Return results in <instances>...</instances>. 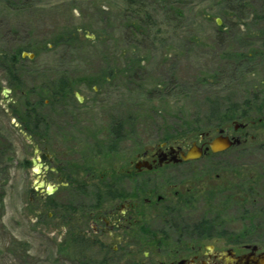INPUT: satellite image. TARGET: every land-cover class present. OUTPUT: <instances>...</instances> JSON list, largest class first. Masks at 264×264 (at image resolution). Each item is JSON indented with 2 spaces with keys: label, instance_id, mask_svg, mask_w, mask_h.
I'll list each match as a JSON object with an SVG mask.
<instances>
[{
  "label": "rangeland",
  "instance_id": "1",
  "mask_svg": "<svg viewBox=\"0 0 264 264\" xmlns=\"http://www.w3.org/2000/svg\"><path fill=\"white\" fill-rule=\"evenodd\" d=\"M16 52L15 65L2 58ZM61 79L71 94L55 100L47 87ZM261 96L264 0H138L135 9L126 0H0V264H103L97 248L81 257L66 246L65 227L48 217L55 210L44 201L74 198L72 185L50 174L46 183L59 189L32 200L44 192L32 190L37 146L57 162L76 160L73 137L96 130L100 143L85 152L119 168L162 141L190 145L203 129L213 131V103L223 109ZM29 104L43 119L34 133L20 119ZM248 132L239 155L231 150L217 159L246 169L264 163V122ZM109 133L118 137L112 153L103 145ZM204 206L197 221L216 216ZM248 222L246 228L259 223ZM144 258L141 252L136 259Z\"/></svg>",
  "mask_w": 264,
  "mask_h": 264
},
{
  "label": "flooded vegetation",
  "instance_id": "2",
  "mask_svg": "<svg viewBox=\"0 0 264 264\" xmlns=\"http://www.w3.org/2000/svg\"><path fill=\"white\" fill-rule=\"evenodd\" d=\"M256 113L243 108L229 123L201 132L190 145L184 140L162 141L137 152L119 168L116 161H97L95 150L85 152L86 147L100 143L103 133L96 130L73 137L79 141L76 160L57 162L55 153L37 146L32 190L44 192L32 200L43 201L44 193L50 196L59 189L53 184L55 189L48 190L50 174L57 176L62 187L72 185L77 190L71 193L74 198L67 193L61 203L51 198L44 201L55 210L48 217L53 225L65 227L66 246L78 248L81 257L88 248H97L103 264H262L264 163L248 170L238 160L217 159L231 150L240 154L248 127L264 122V106L262 113ZM221 129L240 143L213 151L210 142ZM107 135L103 145L112 153L117 149L114 137H118ZM194 143L203 151L201 156L185 159ZM201 162L205 169L197 172L196 164ZM203 206L209 216H216L197 221L196 213ZM221 215L234 218L221 219ZM246 221L259 223L246 228ZM141 252L145 258L138 262Z\"/></svg>",
  "mask_w": 264,
  "mask_h": 264
},
{
  "label": "trees",
  "instance_id": "3",
  "mask_svg": "<svg viewBox=\"0 0 264 264\" xmlns=\"http://www.w3.org/2000/svg\"><path fill=\"white\" fill-rule=\"evenodd\" d=\"M127 4L129 7H133L134 9L137 7L138 0H126ZM139 10V9H137ZM21 52V51H19ZM20 55L18 53H13V54H7L5 53L2 58L9 59L13 65L17 63V58ZM14 68V67H13ZM49 92L53 94V97H55V100H66L69 98L71 94V89L69 88L67 82L64 79H61L59 82V85H50L47 87ZM256 95V93L254 94ZM259 94H257L258 96ZM256 97V96H255ZM33 105L29 104V107H26V109L23 111V118L20 116L21 123L24 126L25 129L29 131V133H34V130H36L39 125H42L43 119L41 116L37 114V111L35 108H30ZM263 106H264V99H257L254 98V100H245L241 103L238 102H228L227 105L222 106L223 109L221 108L220 104H212L210 114L208 116L207 121L215 124L217 127L218 126H223L227 123H229L232 119L236 118L238 114H240L241 111H243V108L245 109V112L253 109L257 111V115L263 112ZM206 121V122H207ZM198 127V128H197ZM197 128V129H196ZM196 130H200L201 126H196ZM39 130V129H37ZM192 130V129H191ZM194 130V131H196ZM193 131V130H192ZM209 131L208 129H203L201 132H206ZM200 132V133H201ZM120 134L118 133V136ZM28 163V161H25Z\"/></svg>",
  "mask_w": 264,
  "mask_h": 264
},
{
  "label": "water",
  "instance_id": "4",
  "mask_svg": "<svg viewBox=\"0 0 264 264\" xmlns=\"http://www.w3.org/2000/svg\"><path fill=\"white\" fill-rule=\"evenodd\" d=\"M217 23L221 24L220 19H217ZM23 55H25V53H23ZM34 55H30V57H33ZM4 91H8V89H4ZM78 99L80 101H82L81 96L76 93ZM224 131V129H221V134L218 135L217 137H215L211 142V148L213 151H223L225 149H227L228 147H230L232 144L234 143H240V139L239 138H235V139H230L228 136H225L222 134V132ZM196 144L194 143L193 146L190 148V150L188 151L187 155L184 157L185 159H191V158H198L201 156L202 154V150L200 148H197L195 146ZM36 171L40 170V164L36 165ZM55 189V186L51 183H48V190L50 192H52ZM262 264H264V259Z\"/></svg>",
  "mask_w": 264,
  "mask_h": 264
}]
</instances>
